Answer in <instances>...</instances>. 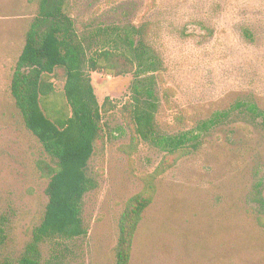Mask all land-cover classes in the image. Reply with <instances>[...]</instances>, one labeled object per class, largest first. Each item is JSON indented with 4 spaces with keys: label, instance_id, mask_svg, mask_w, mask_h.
Returning a JSON list of instances; mask_svg holds the SVG:
<instances>
[{
    "label": "rangeland",
    "instance_id": "374dc122",
    "mask_svg": "<svg viewBox=\"0 0 264 264\" xmlns=\"http://www.w3.org/2000/svg\"><path fill=\"white\" fill-rule=\"evenodd\" d=\"M35 13L29 0H0V228L6 238L0 263L21 255L47 204L49 179L38 169L47 157L10 93ZM71 13L82 27L147 25L163 64L157 128L163 136H198L197 149L159 180L130 264H264V232L256 222L264 218V121L248 110L264 112V0H72ZM92 80L100 103L109 99L115 109L104 118L108 137L90 165L97 187L84 202L89 236L71 247L69 264H115L125 203L164 157L147 143L128 152L130 135L118 111L133 76L92 74ZM53 84L57 101L65 102L61 73Z\"/></svg>",
    "mask_w": 264,
    "mask_h": 264
},
{
    "label": "trees",
    "instance_id": "16d2710c",
    "mask_svg": "<svg viewBox=\"0 0 264 264\" xmlns=\"http://www.w3.org/2000/svg\"><path fill=\"white\" fill-rule=\"evenodd\" d=\"M29 3L36 13L24 35L10 93L25 129L47 157L38 163L40 172L49 179L47 204L21 255L5 258L0 264H69L71 247L89 236L84 202L97 187L90 165L98 145L108 137L104 118L115 109L109 99L103 104L98 100L92 74L133 76L129 97L118 111L130 135L128 152L132 154L141 143H147L164 153L156 170L143 178V190L125 203L119 218L114 263L130 264L136 236L154 204L159 180L197 149L198 136L189 131L163 136L157 128V84L163 64L147 40V25L82 27L72 16V0ZM60 73L63 103L57 101L53 84ZM45 106L51 107L49 115ZM248 110L264 121V112L257 107L251 105ZM260 204L264 213V200ZM256 222L264 232V218L257 217ZM5 241V231L0 228V249ZM44 248L48 249L47 257Z\"/></svg>",
    "mask_w": 264,
    "mask_h": 264
}]
</instances>
